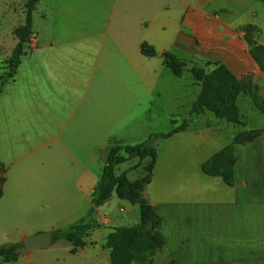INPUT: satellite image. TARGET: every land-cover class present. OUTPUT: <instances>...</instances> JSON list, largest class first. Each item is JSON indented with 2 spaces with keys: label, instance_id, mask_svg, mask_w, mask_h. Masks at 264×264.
Listing matches in <instances>:
<instances>
[{
  "label": "crops",
  "instance_id": "crops-1",
  "mask_svg": "<svg viewBox=\"0 0 264 264\" xmlns=\"http://www.w3.org/2000/svg\"><path fill=\"white\" fill-rule=\"evenodd\" d=\"M248 26L264 46L263 0H39L36 37L0 96V247L83 219L105 166L99 150L170 131H153L160 100L182 87L164 53L220 61L239 80L252 76L264 97ZM144 43L158 55L144 56ZM5 59L0 45V82ZM185 95L188 118L198 93ZM248 126L243 131L261 135L233 146L232 185L203 166L233 143L242 131L237 126L200 116L156 141L145 193L164 219L167 245L156 264H264V122ZM123 202L97 210L102 227L105 214ZM124 221L111 215L110 224ZM112 228L104 229L103 246L93 231L85 247L69 252L88 255L89 264H112L106 238L119 227ZM35 252L23 248L16 262L0 264H40Z\"/></svg>",
  "mask_w": 264,
  "mask_h": 264
},
{
  "label": "trees",
  "instance_id": "trees-1",
  "mask_svg": "<svg viewBox=\"0 0 264 264\" xmlns=\"http://www.w3.org/2000/svg\"><path fill=\"white\" fill-rule=\"evenodd\" d=\"M39 0H28L26 3L25 25L21 32L20 41L15 46L12 56L7 60V72L0 82V96L4 92L5 85L14 81L17 69L22 63L25 49L36 37L33 32V13ZM246 42L250 53L264 74V46H261L249 33L255 31L251 26L246 27ZM141 53L149 58L158 54L150 45L144 43ZM164 65L176 77L183 78L184 68L187 66L185 59H180L172 53L162 55ZM212 63H208L210 66ZM215 70L212 76L202 67H193L191 74L197 84L203 86L202 93L192 105L190 115L181 124L172 121V128L168 133L151 134L147 141L138 145L111 146L98 151L99 158L104 162V170L101 179L91 197V209L88 214L77 223L67 229L53 232L54 244L66 241L72 246V252L76 253L85 247L87 239L93 231L102 228L99 223L97 210L108 204L116 195L119 200L127 201L140 208V223L133 227H119L114 229L106 238V247L110 250L112 264H156L157 260L167 245L162 234L164 219L157 212L146 197V188L151 183L154 165L157 159L155 143L159 139H167L186 130L193 118L203 116L205 110L212 111L218 119H224L246 128L248 120L240 114L237 100L241 96L251 99L254 108L264 115V97L260 94L259 86L253 82L252 76L237 79L232 72L221 63H214ZM216 82L218 89H213L209 82ZM261 135V131H240L233 143L221 151L212 161L204 164L205 174L221 178L226 184L232 185L235 179V167L237 158L233 152V146L237 143L253 142ZM138 159L140 163L147 164L149 176L146 178L129 181L124 175L117 176L115 168L129 161ZM23 244H13L0 247V260L4 263L16 262Z\"/></svg>",
  "mask_w": 264,
  "mask_h": 264
},
{
  "label": "rangeland",
  "instance_id": "rangeland-1",
  "mask_svg": "<svg viewBox=\"0 0 264 264\" xmlns=\"http://www.w3.org/2000/svg\"><path fill=\"white\" fill-rule=\"evenodd\" d=\"M27 1L28 0H0V45L3 50V53H5L6 55V59L4 60L3 63L4 69L6 70L5 73L7 72L6 62L7 60L10 59L15 46L20 41L21 32L25 25V19H26L25 7ZM245 28L243 30L245 32V38H246L247 31L245 30ZM255 33L256 32L253 31L250 32L249 35L252 38H254ZM30 44H28V46L25 49V55L26 53H28V50H30ZM180 59H185L187 61V66L184 68L183 71V78L178 79L179 81H181L182 87L181 89L177 88V89L168 90L167 94L160 100L159 106L154 111V114L158 115L160 113V117L156 122L158 127L156 126L155 128L153 126V131L155 130V131L168 132L169 130H171L173 126L172 121L175 120L178 121V124H181L186 119L185 118L186 109L183 107L185 101L188 99L187 97L188 95L186 96L185 94L187 93V91H189L191 94L198 93L199 96L203 91V86L201 84H197L196 81H194L193 79V76L191 74V69L193 67H202L205 69V72L208 75L212 76V73L215 70L213 64L214 63L223 64L220 61L211 60V59L210 60L202 59V58H191V59L180 58ZM209 62L212 64L210 66H207ZM211 84L214 90L218 89V85L216 82L213 81L209 82V85ZM237 106L240 109V114L247 118L248 125H249V120L255 128H258L263 124L264 117H262L257 112H255L252 101L249 97L247 96L239 97L237 100ZM211 115L215 116V114L212 111H209L208 109L205 110L203 113V116H211ZM219 120L233 124L234 126H237L239 129H243L242 127H240V125L234 124L227 120L224 119H219ZM156 123H154V125ZM248 125L247 128L249 127ZM115 173L117 176L124 175L126 180L133 182L149 176V169L147 164L140 163L139 161H137V159H135L120 166H117L115 168ZM113 199H118V197L114 195ZM124 202L122 203V207L116 208V210H114L115 212L113 214H109V213L105 214L103 218V223L105 225L103 227H106L107 229H110L112 227H133L140 223V220L139 222H137V224H135L136 222L135 223L132 222L131 218L134 216V213L132 211L133 207L129 203H124ZM136 212L138 214V217L140 218L139 206H137ZM111 215H113L114 217H118V219L119 217L120 219L122 217L126 222L124 221L123 223L110 224ZM102 225L103 224H101V226ZM103 227L101 228L103 229V231H100L101 229L96 230L93 235L94 241H97L99 246H103L105 242L104 235L107 230L104 231V229L106 228ZM71 249L72 246L69 243H67L66 241H61L55 243L54 246L47 248L46 250L44 249L43 251L35 252V254H37L36 255L37 261L39 263L41 261L40 264H89L88 255L85 254L73 255L71 254V252H69V250ZM96 253L97 256L99 257H101L102 254H105V256L107 254L106 251H100L99 255L97 251Z\"/></svg>",
  "mask_w": 264,
  "mask_h": 264
},
{
  "label": "water",
  "instance_id": "water-1",
  "mask_svg": "<svg viewBox=\"0 0 264 264\" xmlns=\"http://www.w3.org/2000/svg\"><path fill=\"white\" fill-rule=\"evenodd\" d=\"M54 243L53 233H40L35 236L25 237L22 240L23 248L27 253L50 248Z\"/></svg>",
  "mask_w": 264,
  "mask_h": 264
}]
</instances>
